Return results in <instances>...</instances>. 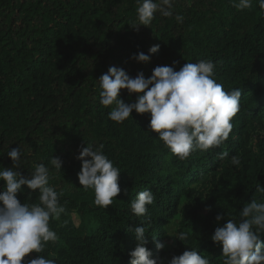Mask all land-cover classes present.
Masks as SVG:
<instances>
[{
  "label": "trees",
  "instance_id": "trees-1",
  "mask_svg": "<svg viewBox=\"0 0 264 264\" xmlns=\"http://www.w3.org/2000/svg\"><path fill=\"white\" fill-rule=\"evenodd\" d=\"M250 2L238 10L233 5L239 0H172V17L157 11L137 32L129 24L139 23L136 10L143 0H0V172L13 169L7 152L19 147L14 170L31 178L44 164L48 186L66 209L49 221L58 240L23 264L38 256L55 264H131L136 226L145 227V247L157 264H169L186 250L209 264H224L222 244L212 239L215 230L228 219L238 225L253 200L264 204V193L257 191L264 187V10L259 0ZM155 45L159 51L152 54ZM140 52L149 62L133 59ZM200 61L213 62L212 78L226 92H242L232 131L218 148L197 149L180 160L150 130V113L133 110L116 123L109 118L116 105L100 102L99 80L110 67L131 78L143 72L147 79L157 66L180 71ZM139 95L122 89L119 99L131 104ZM87 144L94 150L103 145L102 154L120 171L121 193L107 209L95 205L94 189L79 183L78 156ZM223 152L228 156L221 160ZM54 156L62 161L59 171L50 163ZM5 190L0 180V194ZM145 190L154 202L137 217L131 203ZM39 196L27 185L17 194L30 207ZM218 215L224 218L218 221ZM181 232L187 233L184 242L174 238ZM259 235L264 240V231Z\"/></svg>",
  "mask_w": 264,
  "mask_h": 264
},
{
  "label": "clouds",
  "instance_id": "clouds-1",
  "mask_svg": "<svg viewBox=\"0 0 264 264\" xmlns=\"http://www.w3.org/2000/svg\"><path fill=\"white\" fill-rule=\"evenodd\" d=\"M233 6L243 10L250 8L251 2L239 0ZM259 7L264 10V0H259ZM171 9L172 0H160L159 4L153 0H143L136 10L139 23L129 25L138 32L141 25L151 23L157 11L165 17H172ZM175 19L182 21L180 15ZM149 51L158 53L159 45ZM133 59L147 63L150 57L140 52ZM214 67L211 61L186 63L180 71L169 66H157L147 79L143 72L131 78L124 69L110 67L99 80L102 89L100 102L104 107L116 105L109 112V118L116 123H122L132 116L133 110L141 115L150 113V130L158 134L173 155L185 160L197 149L207 151L227 141L233 128L231 121L240 110L241 90L226 92L212 78ZM122 89H126L129 95L140 94L139 98L135 103H125L119 99ZM87 145L78 156L83 162L79 183L85 190L94 189L95 205L107 209L121 193L118 182L120 171L102 154L103 145L97 150ZM7 155L13 162V169L0 172V180L6 182V190L0 194L3 204L0 207V264H23L31 253H41L49 242L58 240L57 234L49 228V221L59 220L66 209L59 205L57 191L48 186V167L41 163L35 167L31 178H26L14 170L19 167L20 148H13ZM227 156L228 153L223 152L219 158L224 160ZM50 163L57 171L62 168L59 157L54 156ZM239 163L238 157H232V164L238 166ZM24 185L32 192L39 190L38 204L30 207L17 198ZM257 191L264 193V187L258 186ZM153 202L152 192L142 191L132 201L131 210L137 217L144 216L146 206ZM241 216L245 219L238 225L228 219L225 226L215 230L212 239L222 244L224 264H264V240L259 235L264 231V204L253 200L243 208ZM223 218L218 215L216 219L219 221ZM253 226L257 231H253ZM132 232L138 244L130 253L131 264H157L145 247V227L136 226ZM174 238L184 242L187 233L181 232ZM165 246L164 243L157 244L158 249ZM28 264H55V261L38 256ZM169 264H209V261L195 250H186L182 255L174 256Z\"/></svg>",
  "mask_w": 264,
  "mask_h": 264
},
{
  "label": "rangeland",
  "instance_id": "rangeland-1",
  "mask_svg": "<svg viewBox=\"0 0 264 264\" xmlns=\"http://www.w3.org/2000/svg\"><path fill=\"white\" fill-rule=\"evenodd\" d=\"M174 230H175V225L173 222H171L170 225L167 227L169 237L174 236Z\"/></svg>",
  "mask_w": 264,
  "mask_h": 264
}]
</instances>
